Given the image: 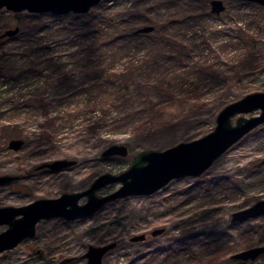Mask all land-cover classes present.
Masks as SVG:
<instances>
[{"label":"rangeland","instance_id":"rangeland-1","mask_svg":"<svg viewBox=\"0 0 264 264\" xmlns=\"http://www.w3.org/2000/svg\"><path fill=\"white\" fill-rule=\"evenodd\" d=\"M223 2L229 13L221 14L218 21H209L207 28H204L205 24L198 23L190 35L196 34L194 38L198 39L203 31H220L219 36H212V47L205 43L199 46L196 57L202 54V57L210 60L212 56L214 59L218 58V61L225 58L231 60L243 52L249 46L251 38L255 37L258 59H264V7L232 0ZM27 15L32 14L21 13L23 18H27ZM13 18L10 12L0 11V34L16 26ZM237 30L243 31L241 38L238 37ZM8 39L10 38L1 39L0 45ZM67 61L65 58L61 62L66 65ZM71 69L69 64L61 71ZM71 76L69 74L67 79H73V83L56 80L57 75L50 72H44L29 81V84L0 80V113L8 107V104H3L7 99L15 102L25 99L29 105L33 104L34 96L30 91L35 86L42 87V95L38 97L41 102H37L44 104L46 109L42 111L39 107L33 108L29 119H25L22 114L20 118L5 117L1 120L3 132H0V176H18V180L0 187V208L22 207L38 199H55L62 194L84 191L103 174L119 175L125 171L139 152H163L180 143L204 137L214 129L216 117L224 107L247 95L264 93L263 67L241 75L243 89L213 86L205 92L202 107L190 109L185 117L156 131L150 137L134 138L129 128L111 131L97 124L92 129V123L99 114L85 110L84 106L89 103L87 96L65 88L83 79L78 72L74 77ZM65 95L73 96L70 103L61 101ZM134 107L138 106L131 103L126 107L113 108L108 118L123 119L127 116L129 123H134ZM77 109L82 112L77 114ZM258 114L259 112H255L246 117ZM64 118H67L65 124L61 122ZM47 120L56 124L58 132L50 133L46 139L42 136V125ZM235 120L236 117L232 120V125ZM12 140H22L24 143L17 151H12L8 149V143ZM113 145L125 146L128 155L125 158H103L102 152ZM62 159L73 160L75 165L59 172L38 169L39 166ZM223 186H231L237 193L225 191ZM119 187L118 183L108 185L98 191L96 196L111 194ZM206 189H210L208 193H205ZM260 200H264V124L245 135L199 178L172 180L151 196L117 200L104 206L98 213L69 225L59 221L60 219L40 222L32 239L0 255V264H35L37 259L25 252L26 248L32 246L40 256H45L42 264H60L62 260L69 258L74 259L69 264H86L81 256L90 246L101 247L113 242L117 243V247L104 256L102 264H132L137 256L154 247L175 248V244L183 241V235L191 230L193 234H223L227 230L231 237L232 232L240 234L262 225L264 216L231 223L233 213ZM85 202L86 198L80 204ZM230 224L235 227L232 229ZM156 228H164L165 233L157 238L148 236L143 243L129 242L132 236L148 234ZM5 229V226L0 227V233ZM255 246L262 245L253 247ZM59 254L64 259L60 260L57 257ZM183 256L185 258L189 255L181 253L180 258L172 264L184 263ZM230 259V256H226L212 264H254L232 262ZM257 262L264 264V255Z\"/></svg>","mask_w":264,"mask_h":264},{"label":"trees","instance_id":"trees-1","mask_svg":"<svg viewBox=\"0 0 264 264\" xmlns=\"http://www.w3.org/2000/svg\"><path fill=\"white\" fill-rule=\"evenodd\" d=\"M208 1L102 0L85 15L32 14L23 18L21 13H10L19 32L0 45V80L29 84L44 72H50L57 75L56 80L73 83L67 76L74 77L78 72L83 79L65 88L88 97L85 110L99 114L92 129L100 124L111 131L129 128L134 138L150 137L185 117L190 109L202 107L205 92L213 86L243 89L241 75L264 67V59H258L255 50V37L231 60L218 61L214 56L210 60L202 54L196 57L199 46L205 43L212 47L211 39L220 32L217 29L211 33L203 31L198 39L194 38L196 34L190 36L198 23L207 28L209 21L221 19L210 13L212 0ZM224 12L228 14V8ZM146 26L153 27V31L136 34L138 29ZM242 32L237 30L238 37L241 38ZM65 58L68 60L66 65L61 62ZM69 64L72 69L62 72ZM60 86L63 87L62 83ZM40 88L31 89L34 96L31 105L25 99L4 101L8 107L0 113V132H3L1 120L5 117L14 119L23 114L29 119L33 108L46 110L44 104L37 102H41L38 99L42 95ZM72 97L65 95L61 101L70 103ZM131 103L138 106L133 109H140L134 110V123H129L127 116L108 118L111 109ZM80 111L77 109V114ZM66 121L67 118L61 120L63 124ZM42 128V136L46 139L50 133L58 132L52 120H47ZM222 188L237 193L231 186ZM206 190L208 193L210 189ZM59 221L66 225L71 223ZM230 225L232 229L235 227ZM193 233L191 230L184 234L183 241L176 243L175 248H153V251L166 252V257L163 253L149 257L143 252L141 257L132 260V264H172L181 253L189 256H183L184 263L179 264H212L254 245L264 246V223L240 234L232 232L231 237L227 230L223 234ZM25 252L37 259L35 264H42L46 259L33 246ZM57 257L64 259L62 254Z\"/></svg>","mask_w":264,"mask_h":264},{"label":"water","instance_id":"water-1","mask_svg":"<svg viewBox=\"0 0 264 264\" xmlns=\"http://www.w3.org/2000/svg\"><path fill=\"white\" fill-rule=\"evenodd\" d=\"M258 4L264 7V0H232ZM102 0H0V11L10 13L26 12L33 15L49 14L60 17L69 14L85 15L96 8ZM225 11L223 0L210 2V13L220 16ZM153 27L138 29L136 34H148ZM19 28L8 29L0 34V40L12 38ZM258 115L247 118L249 114ZM236 117L235 124L232 120ZM264 124V93H254L224 107L216 117L214 129L204 137L188 143H180L163 152L144 150L136 154L128 168L119 175L103 174L95 179L84 191L62 194L55 199H38L22 207L0 208V227L6 229L0 233V255L12 251L21 243L35 236L36 226L43 221L60 219L74 222L88 218L104 206L133 197H148L170 181L181 178H199L226 151L239 142L245 135ZM22 140H12L8 149L17 151ZM128 155L125 146L113 145L102 152L101 156L122 157ZM75 165V161L62 159L39 166L38 169H48L59 172ZM18 180V176H0V187ZM120 184L113 193L98 197L96 193L112 184ZM86 198L84 204H80ZM264 216V200L239 210L232 214L231 223H241L246 220ZM164 233V228L151 231V236L157 237ZM145 240L144 234L132 236L130 242L138 243ZM116 247L110 243L101 247L90 246L82 258L87 264H102L103 257ZM264 255V246H256L231 255V260L261 264L257 260ZM73 259H64L60 264H69Z\"/></svg>","mask_w":264,"mask_h":264},{"label":"flooded vegetation","instance_id":"flooded-vegetation-1","mask_svg":"<svg viewBox=\"0 0 264 264\" xmlns=\"http://www.w3.org/2000/svg\"><path fill=\"white\" fill-rule=\"evenodd\" d=\"M223 3H224V2H223ZM37 170H38V169H37ZM45 171H46V170H45ZM98 212H99V211H98ZM98 212H97V213H98ZM77 221H78V220H77ZM151 231H152V230H151ZM151 231H150L148 234H146V233L144 234V233H143V234L145 235V240H144L143 242L146 241V239H147L148 236H149L150 238H157V237H159V236H157V237H153V236H151ZM164 233H165V229H164ZM164 233H163V234H164ZM163 234H162V235H163ZM162 235H160V236H162ZM129 240H130V238H129ZM129 242H130V241H129ZM143 242H138V243H133V244H139V243H143ZM113 243H114V242H113ZM130 243H132V242H130ZM109 244H110V243H109ZM116 247H117V243H116ZM116 247H115V248H116ZM115 248H114V249H115ZM86 252H87V251H86ZM86 252H85V253H86ZM85 253H84V254H85ZM147 253H148V256H149V257H153V256L156 255L157 253H163V254H162L163 257H166V256L168 255L166 252H160V251H155V250H154V251H153V250L145 251V254H147ZM84 254L81 256V258L84 256ZM138 257H141V256H140V255L137 256L136 259H137ZM103 258H104V257H103ZM83 259H84V258H83ZM73 260H74V259H73ZM84 260L86 261V264H87V259H84ZM164 264H165V263H164Z\"/></svg>","mask_w":264,"mask_h":264}]
</instances>
